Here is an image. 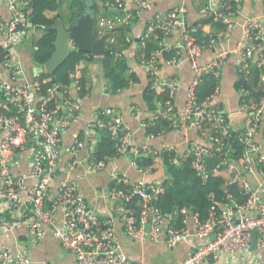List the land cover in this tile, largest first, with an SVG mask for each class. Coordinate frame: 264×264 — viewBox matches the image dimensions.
I'll list each match as a JSON object with an SVG mask.
<instances>
[{"label": "built area", "instance_id": "2783aa9c", "mask_svg": "<svg viewBox=\"0 0 264 264\" xmlns=\"http://www.w3.org/2000/svg\"><path fill=\"white\" fill-rule=\"evenodd\" d=\"M133 1L138 8L150 10L157 0ZM206 1L201 14H214L215 19H220L225 25L217 36L207 41H196L182 18L185 9L181 5L165 16L151 19L141 37L142 44L145 45L146 41L159 36L156 31L167 37L177 27L182 30L181 41L171 49L172 55L168 58V62L176 68L187 62L193 72L192 82L186 89L182 115L176 114L172 102L179 87L178 76L167 81L160 78L156 52L146 61L142 55L139 57L151 76L152 86H165L169 90L168 100L156 115L169 120L172 127L183 133L191 128L195 129L201 139L181 151L176 146H169L164 151L173 152L181 162L188 161L202 180H206L209 175H219L221 167L226 166L230 173L229 183L237 185L244 200L238 203L228 196L227 202L214 203L203 221L199 220L197 212L185 206L171 213H163L154 204L158 195L163 192L162 182H147L143 179L131 182L125 174L113 177L114 185L107 189L106 196L111 203V212L120 220L129 240L141 242L148 238L154 242L163 241L170 248L187 240L191 250L181 264H203L207 261L257 264V257L253 254L254 250H250V244L252 232L255 231L256 249L264 250V168L260 165L262 157L256 140L257 134L264 129V89L259 102L239 106L244 114L241 137L244 146L243 165L224 159L229 125L216 105H209L207 99L198 101L195 89L205 75H212L216 79L220 77L226 58L225 51L207 63L200 62L199 57L203 49L218 45L223 37L228 36L235 25L234 16L239 10L240 0H234L236 7L230 11L222 10L229 0H218L217 6L212 0ZM105 5L116 10L117 14L98 18L95 24L98 33L103 34L104 28L112 29L129 24L132 13L123 0L107 1ZM0 7H6L9 12L8 18L0 17V201L6 204L5 210L12 214H0V232L26 222L27 236L35 242L43 239L46 229L51 228L60 246L73 254L74 260L70 264H132L120 248L111 216H101L86 202L73 182L61 181L54 191L50 187L52 177L58 170H62V135L80 115V68L75 67L70 72L72 81L69 85L54 83L42 90L41 82L45 80L41 81L39 74L32 81H20L24 69L17 60L15 51L32 29L38 27H32L30 23L29 0H0ZM262 19L264 21V16ZM263 34L259 19L252 18L244 24L242 40L237 44V52L241 58L238 65L241 70H246L254 59L257 61L264 57ZM113 40L114 37L108 38V43ZM110 49L117 58L119 54ZM262 80L264 83V74ZM103 88L109 91L110 84H105ZM217 92L218 86L215 94ZM31 93H34L35 99L31 98ZM99 114L112 118L105 121L99 118ZM142 126L145 127L146 124L142 122ZM103 128L113 136L120 134L113 137L118 153L132 157L133 165L139 170L142 169L134 162L135 156L159 153L158 149L147 144L133 142L120 114L108 107L94 111L92 118L87 121L83 141L75 138L70 150L73 156L68 161V169L78 164L75 155L82 149L88 154L89 170L98 171L106 165L102 161H95V156L90 152L99 138L97 130ZM16 150L26 151L30 155L29 176L34 180L32 184H27L24 177L15 176L12 172L16 163ZM213 156L221 159L210 169L207 160ZM252 174L257 175L255 183L249 180ZM120 184L127 188L117 187ZM135 197L138 198L137 212L130 205ZM58 213L63 216L60 222L56 221ZM179 213L182 214L180 224L177 220ZM191 219L194 222L193 229L188 227ZM147 225L150 226L149 232L146 230ZM0 264L35 262L26 249L0 248ZM47 264L53 263L48 261Z\"/></svg>", "mask_w": 264, "mask_h": 264}, {"label": "crops", "instance_id": "0c3cea01", "mask_svg": "<svg viewBox=\"0 0 264 264\" xmlns=\"http://www.w3.org/2000/svg\"><path fill=\"white\" fill-rule=\"evenodd\" d=\"M59 1V0H58ZM99 4L100 10L104 0H95ZM125 5L129 7L132 17L129 22V30L122 36L114 38L110 47L119 54L116 58H122V64L125 70L120 66L116 67V76L122 75L124 71L134 72L136 74L135 82L130 83L127 87L113 90L110 85V90H104V85L108 83L103 75L102 64L90 63L87 69L82 72L80 70L79 77H84L85 86L88 89V94L81 100V112L79 117L72 121L69 127L62 135L60 142L61 151V169L58 170L50 182V187L54 191L61 181H70L76 184L77 189L85 198L86 202L94 207L101 216L112 218V225L115 230L120 248L123 253L132 261V264H181L191 245L187 240L181 241L173 247H167L163 241L154 242L148 238H144L141 242H133L129 240L123 231L120 220L111 212V203L106 196V191L113 185V177L115 175L125 174L129 181L143 179L147 182L158 181L163 182L168 179L162 165L158 161L156 171L139 170L133 165L132 157L129 155H119L109 159L106 165L98 171H91L88 168L89 157L86 150H80L76 155L78 164L68 169V161L71 160V148L75 138L81 134L86 135V124L92 118L94 111L97 109L113 108L123 119L127 131L131 134L132 140L135 143L147 144L159 152H163L169 146H176L178 150L185 149L189 144L201 140L197 131L193 128L186 133L179 130H170L161 135L152 136L145 132V127L142 122L149 119L153 114L152 110L148 109V105L144 100V90L147 83L150 81L149 73L145 70V65L137 55L139 48V40L142 43L141 37L145 27L151 19L156 16H165L177 6L183 5L185 12L182 18L186 24L192 25L197 23L201 17V10L207 4L206 0H157L150 10L138 8L133 0H123ZM215 6L218 5V0H212ZM107 1H105L106 3ZM70 4L71 0H60L57 3L56 10L46 11L47 16H53L55 13H60L65 26H69L70 21ZM99 10V12H100ZM99 12L97 16L99 15ZM9 12L6 7H0V17L8 18ZM111 16V15H110ZM109 16V17H110ZM264 0H240V7L234 16V27L229 31L228 36L223 37L216 46L207 47L202 50L199 57L200 62L207 63L216 57L222 51L226 52V58L222 64L218 92L207 98L209 105H220L221 112L225 113L232 127H241L243 124L244 114L239 110L238 99L239 91L236 89L237 80V64L240 62V56L237 52V44L242 40L244 24L247 20L255 18L261 21L264 30ZM97 17V21H98ZM96 21V23H97ZM126 26L122 25L121 27ZM120 27V28H121ZM116 28H104L103 33H108L110 37H114ZM202 36L210 39L213 35V28L209 24L200 27ZM97 32V33H96ZM43 34V29H32L29 36L17 48L16 58L22 64L24 74L20 77V81H32L35 79L36 67H39L32 61V53L36 40ZM95 34L100 36L97 27ZM182 30L177 27L173 29L167 37H162L163 40L155 39V47L151 51L157 53L156 59L159 66L160 78L164 81L169 80L173 76H178L179 87L175 91L172 102L174 104L177 115H182L184 111V103L186 98V89L192 82L193 72L190 65L185 62L180 67L176 68L168 62L167 52L177 47L181 41ZM264 36V34H263ZM108 38L106 45L108 44ZM127 42V43H124ZM207 41V40H205ZM116 46V47H115ZM115 47V48H114ZM106 48V46H105ZM170 49V50H168ZM262 51L264 54V37L262 42ZM94 59V56H92ZM92 59V60H93ZM149 59V58H148ZM146 61V59H144ZM252 62H256L254 59ZM42 66V65H40ZM125 72V73H126ZM124 73V74H125ZM110 84V82H109ZM31 98L35 99L34 93H31ZM34 101V100H33ZM159 105H156V108ZM211 126L212 123L209 121ZM84 135V137H85ZM257 143L260 145L259 154L261 161L264 162V135L259 132L256 136ZM16 163L13 165V174L22 176L27 184H32L34 180L29 176L30 173V155L26 151L16 150ZM256 174L249 176V180L255 183ZM264 199V197H263ZM6 204L0 201V214L8 212L5 210ZM56 221L60 222L63 219L61 213L56 216ZM188 227L193 229V220L188 221ZM26 222H21L18 226L11 230L0 232V248L15 249L21 247L29 251L30 256L35 264H47L51 261L53 264H70L74 260L72 253L64 250L57 240L54 238L51 228L46 229V235L40 241H31L27 236ZM253 254L257 257V264H264V250L255 249ZM203 264H224L222 261L213 262L207 261Z\"/></svg>", "mask_w": 264, "mask_h": 264}, {"label": "trees", "instance_id": "16d2710c", "mask_svg": "<svg viewBox=\"0 0 264 264\" xmlns=\"http://www.w3.org/2000/svg\"><path fill=\"white\" fill-rule=\"evenodd\" d=\"M59 1L29 0L31 8L30 23L32 27L44 28L43 34L35 42L36 48L33 49L32 53V61L38 66L43 65L54 50L53 40L55 38L56 31L52 28V26L55 21L62 16L60 13H55L53 16H47L45 12L56 10L57 3H59ZM105 1L112 2L114 0H104L102 9L97 16L98 18L117 14L116 10L110 9L105 5ZM235 7L236 2L234 0H229L228 2H225V8L222 10L230 11ZM70 10V21H72L73 19L79 17L83 12V2L81 0H71ZM205 24L211 25L213 28V35L216 36L225 28L224 23L220 19H215L214 14L204 15L197 23L195 22L192 25H187L192 37L198 42L208 40V36H202V32L200 30V27ZM121 26L114 30V38L122 36L124 39V34L127 33L130 25ZM156 33L159 36L155 39L163 40L161 32L156 31ZM124 43L127 42L124 41ZM154 47L155 43L153 39L146 41L145 45H143L139 40L137 55H142V58L148 60V58H151V51ZM110 48V44L108 43L106 45V53L103 57L102 63L103 75L105 79H107L108 83L110 82L113 90H118L127 87L132 82H135L136 74L134 72L124 71L122 75L117 77L115 66H120L124 70L126 68L123 65L124 63L122 64V58H118V60L114 58L115 55L111 52ZM166 54L167 57H170L172 52H167ZM92 59V55L90 54L78 51L71 52L52 74L42 72L38 75V78L41 81L45 80V82H41L42 90H45L54 83L69 85L72 81L70 72H73L75 67L80 68V70L84 72L88 67L84 64V60L92 61ZM263 74L264 57L256 62L251 61L246 70H241L237 64V80L235 85L236 89L239 91V106H248L251 102L260 101L263 96L264 89V83L262 80ZM151 82L152 81L150 79L144 90L143 96L148 105V109L152 110L153 114L143 123L146 124L145 132L148 135L157 136L167 131L176 129L172 127L169 120L156 115L157 111L163 108L165 102L169 98L168 88L165 86L155 88L152 86ZM78 84V98L83 99L88 94L84 77L79 78ZM218 84L219 78L216 79L212 75L203 76L202 82L199 83L195 89L198 101H205L213 94L215 95V89ZM157 104L159 106L156 108ZM216 108L221 112L222 107L220 105L216 104ZM222 115L225 117L226 123L229 125L226 154L223 158L232 162H237L238 165L242 166V152L244 148L241 140L243 135L242 126L236 128L232 127L226 114L222 113ZM99 118L107 121L111 120L112 117L99 114ZM261 131L264 135V129ZM97 134H99V138L93 145L92 149H90V152L95 156V161H102L106 164L109 159L120 155L117 150V143L113 138L118 137L120 134L113 136L106 128L98 129ZM84 135L81 134L78 138L83 141ZM199 141L200 140L196 142ZM177 158V155L169 151L159 152L157 155L146 154V156L142 158L137 156L134 157V162L139 168L147 171L151 170L153 172L156 171V165L159 161L168 176V179L162 182L163 192L158 195L156 201L154 202L155 206L158 207L161 212L171 213L174 210L181 209L185 206L189 207L191 211L197 212L199 220L203 221L208 217L209 209L214 203H225L228 200V196L238 203L244 200L245 197L241 194L237 185L229 183L230 173L226 170V166L221 167L219 175H209L206 180H202L196 175L188 161L181 162ZM260 165L264 168L263 162H261ZM117 187L123 189L127 188V186L123 184H120ZM137 202L138 198L135 197L130 203L136 212L138 211V207L136 206ZM2 214L8 215V212ZM181 219L182 214L179 213L177 217L178 224H180Z\"/></svg>", "mask_w": 264, "mask_h": 264}, {"label": "water", "instance_id": "95a60500", "mask_svg": "<svg viewBox=\"0 0 264 264\" xmlns=\"http://www.w3.org/2000/svg\"><path fill=\"white\" fill-rule=\"evenodd\" d=\"M83 2V12L79 17L73 19L69 26H65L63 21L58 18L52 28L55 29V38L53 40L54 50L46 62L39 67H36V73L45 72L52 74L62 61L73 51H78L94 56L91 61L93 63L102 64L103 57L106 53V41L108 33H103L100 36L95 34V24L97 14L100 10L99 4L95 0H81ZM90 61L84 60V64L88 65ZM146 154H138L137 157H145ZM220 157L213 156L207 160L210 168L220 161ZM146 230L150 231V226H146ZM214 235L211 236V239ZM256 249V232H252V240L250 250Z\"/></svg>", "mask_w": 264, "mask_h": 264}]
</instances>
